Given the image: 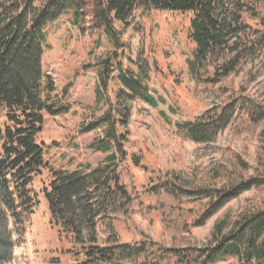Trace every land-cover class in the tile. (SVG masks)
<instances>
[{
  "label": "trees",
  "instance_id": "1",
  "mask_svg": "<svg viewBox=\"0 0 264 264\" xmlns=\"http://www.w3.org/2000/svg\"><path fill=\"white\" fill-rule=\"evenodd\" d=\"M253 2L0 0V109L4 117L0 128V234H5L10 225H22L24 218L43 201L55 237L54 250L66 256L61 264H216L228 259L233 264H264V200L244 206L233 216L226 212L214 222L207 243L202 246L167 245L141 230L138 239L121 240L114 228V222L119 216H126L133 201L119 170L127 155L123 147L131 116L127 101L137 98L153 107L164 102L162 96L150 93L142 63L136 70L123 66L117 53L122 40L114 23L125 24L137 8L191 13L188 36L195 49L189 61L190 71L198 81L206 73L203 81L216 83L235 72L240 60L260 47L258 38L263 35L251 41L246 36L244 13L248 11L259 16L264 29V15L252 11ZM88 6L92 26L101 29L113 46L95 65L97 95L106 94L110 82L118 83L114 99L106 103V112L92 121L102 127L103 134L93 148L106 155L95 166L55 168L45 158L44 146L37 139L44 111L60 113L67 107L56 93L54 81L42 71L41 60L47 46L45 27L68 13L73 25L82 28ZM238 111H243L250 122L258 123L264 119V99L232 96L222 105H212L196 119L176 124V131L195 143L207 145L214 142ZM133 161L139 164L136 158ZM238 164L243 165L240 161ZM242 172L236 176L226 173L224 178L223 172L215 168L210 179L202 183L195 177L173 173L164 176L158 185L166 195L178 199L181 206L172 205L167 213H161L163 223L190 233L241 193L264 189L263 160L258 161L254 174L244 176ZM36 179L40 182L34 185ZM154 186L150 184L144 191L158 193ZM188 198L199 203L192 219L188 213L192 214L193 209L183 211L182 203ZM13 246V241L0 238V261L8 260ZM6 250L9 255L4 257ZM60 260V256L56 257L57 264Z\"/></svg>",
  "mask_w": 264,
  "mask_h": 264
},
{
  "label": "rangeland",
  "instance_id": "2",
  "mask_svg": "<svg viewBox=\"0 0 264 264\" xmlns=\"http://www.w3.org/2000/svg\"><path fill=\"white\" fill-rule=\"evenodd\" d=\"M253 5L252 11L264 15V0H254ZM85 11L82 28L73 25L68 13L45 27L47 46L42 55V71L54 81L56 93L67 107L60 113L44 111L37 139L44 146L45 158L55 168L95 166L106 155L93 148L103 134L102 127L92 121L106 112V103L114 99L118 83L110 82L106 94L98 96L95 65L113 46L101 29L92 26L90 6ZM190 16L191 13L137 8L125 24L114 23L122 40L117 53L123 66L136 70L142 63L147 70L150 93L164 99L155 107L137 98L127 101L131 108L127 141L123 144L127 155L119 170L133 201L126 216H119L114 222L121 240L138 239L141 230L167 245L202 246L207 243L214 222L226 212L233 216L244 206L264 200V189L245 191L190 233L162 221L161 213H167L172 205L181 206L178 199L166 195L158 185L164 176L173 173L195 177L202 183L210 179L215 168L223 172L224 178L226 173L236 176L242 170V175L247 176L255 173L259 160L264 163V119L252 123L243 111H238L214 142L207 145L195 143L176 131V124L194 120L212 105H222L232 96L243 94L257 101L264 99V37L258 38L264 36V29L259 16L251 11L244 13L246 36L249 41L258 38L260 47L251 56L242 58L235 72L216 83L203 81L206 73L198 81L190 71L189 61L195 49L188 36ZM3 122L0 109V128ZM135 158L139 164H135ZM39 182L36 179L34 185ZM150 184L155 185L158 193L144 191ZM43 203L39 202L22 225L17 228L10 225L5 234H0V238L14 242L10 257L0 264H57L58 256L61 264L65 259L54 250L55 237ZM182 205L185 212L194 210L188 213L189 219L198 213L195 198H188ZM68 245L66 241L65 249ZM7 255L8 250L4 257ZM233 263L228 259L216 264Z\"/></svg>",
  "mask_w": 264,
  "mask_h": 264
}]
</instances>
